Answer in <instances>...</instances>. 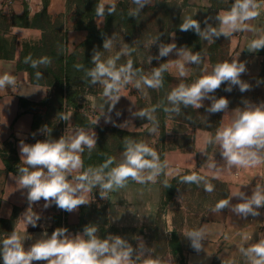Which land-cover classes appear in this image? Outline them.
Returning a JSON list of instances; mask_svg holds the SVG:
<instances>
[{
  "label": "crops",
  "instance_id": "crops-1",
  "mask_svg": "<svg viewBox=\"0 0 264 264\" xmlns=\"http://www.w3.org/2000/svg\"><path fill=\"white\" fill-rule=\"evenodd\" d=\"M7 1L0 0V13L6 17L9 24L8 30L3 32L2 37L4 39L14 38L17 46L14 58L0 59V75L9 74L14 77L12 86L0 88V148L6 141L14 139V147L20 161L19 142L21 140L25 143H35L37 140L45 138L56 139L62 134L70 135L77 128L82 127L73 125V111L65 109L63 116H67L68 119H63L62 127L56 133L53 127L59 118L56 105L52 102L54 100V86L33 84L30 74L26 70L18 71L16 67L22 44L24 42H38L42 38L43 32L38 28L14 25L12 18L27 12L29 20H31L43 10V0H11V4ZM124 1L131 0H100L99 3H103L107 8L113 2L116 6ZM156 1L149 0L147 5L153 6ZM175 1L180 5L185 2L180 15L181 20L185 19L184 16L194 18L200 22L201 28H204L205 23L214 26L217 14L226 12V10H220L216 13L209 0ZM255 4V10L258 14L245 22L247 27L217 38V50L219 52L224 49L228 61L238 59L246 63V71L241 75H251L258 72L259 63L256 60L262 48L256 51L251 49L249 45L253 39L264 37V0H255ZM48 14L52 20L61 19L64 31H66L68 52H74L84 42L87 33L76 27L78 17L74 16L72 11L67 12V0H50ZM141 20L138 19V22ZM199 38L200 49L193 50V52H199L201 62L186 65L187 74L181 76L177 67L179 58L173 51L165 57L170 76L179 79L191 78L195 82L212 70L209 48L214 43L215 38L211 41L205 40L203 37ZM117 39L120 42H125L124 32H118ZM173 39L175 40V35L174 37L170 36L168 43L173 42ZM159 44L156 43L153 50H148V58L158 55ZM138 51L135 55L137 61L132 62L133 68L139 69L140 67L148 75L149 71L156 67L159 60L153 59L150 64L142 62ZM212 53L213 55L216 54L215 51ZM146 55L144 53V59L148 61V58H145ZM107 58L106 56L103 60ZM121 59L125 61L122 62ZM129 59H131L130 53L127 56L121 55L120 60L116 61L117 66L126 64ZM103 87L102 84L98 86L101 89ZM119 95H121L119 101L109 111L111 101L103 93L85 91L79 99L80 112L83 110L92 111L93 114L89 119L98 126L117 127L133 133L146 131L148 127L151 128L152 124L150 123L138 124L137 116L134 115L137 112L135 97L122 90ZM44 101H47V105L36 106L31 109V104ZM127 103L131 105L130 109L127 108ZM209 103L210 101L204 100V106L201 108L206 107ZM232 110L228 108L221 112L219 127L231 121L234 114ZM34 121L37 122L35 128ZM168 124H172V126H167ZM42 126H46V132L41 131ZM93 130L97 136V131ZM213 133L209 128L183 122L177 123L168 118L163 144L161 142L159 145L155 142L151 144L150 141L148 144L146 143L157 152L159 157H162V162L160 158L159 162L163 165L165 182H171L186 171L196 172L199 176L224 185L227 198H230L231 193L236 190L251 195V191L257 183L264 185V161L252 166L226 167L220 154L219 144L211 142L214 141L215 137ZM20 164L25 166L22 161ZM81 171L82 167L73 170L69 174V179L80 174ZM146 174L147 170L145 171ZM87 198L89 200L87 205H79L77 209L71 212L57 208L54 204L45 209L42 198L32 204L33 210L41 214L40 221L36 227L27 226L23 216H21L28 207L27 189L22 188L18 183V175L6 171L0 156V240L15 230L24 238L25 247H28L41 238L43 232L51 234L57 227H66L72 234L82 231L83 228L74 231L70 230V227H78L83 219V227L89 223L96 224L98 228L96 234L100 238H104L108 234L120 235L127 239L134 249L142 240L145 249H148L145 252L146 257L157 259L158 255H166V253L172 255L169 248L173 231L170 211L166 216L167 219L159 218L162 201L159 174L154 181L139 183L133 180L123 187L107 190L101 202L95 200L92 190ZM238 202H240L239 197H231L230 205ZM101 203H105V209L101 208ZM213 208L208 209L207 217L201 220L196 227L206 226L209 230L206 238L202 241V248L199 251L194 248L187 251L185 244L180 241L182 248L181 264H250V260L240 249L242 246L246 248L258 242L260 238H264V206L259 209L260 215H248L247 217L238 216L231 211L230 207H225L219 211H213ZM161 212H165V209ZM14 214L15 218L12 221ZM160 220H163V223H160ZM33 264H44V262L34 261Z\"/></svg>",
  "mask_w": 264,
  "mask_h": 264
},
{
  "label": "clouds",
  "instance_id": "clouds-1",
  "mask_svg": "<svg viewBox=\"0 0 264 264\" xmlns=\"http://www.w3.org/2000/svg\"><path fill=\"white\" fill-rule=\"evenodd\" d=\"M133 3L136 7L131 10V16L137 15L149 3V0H133ZM115 7L114 2L107 9L103 3H98L95 9L96 15L102 17L106 10L111 14L115 11ZM255 9V0H233L228 11L217 14L216 20L219 21V27L205 23L204 28H201L200 22L187 17L179 25V29L192 30L199 37L211 41L213 38L227 36L231 32L247 27L245 22L258 14ZM174 35V33L169 34L171 37ZM117 42L115 33L105 36L102 49H112ZM249 47L256 51L264 48V37L253 39ZM132 50L129 44L122 42L114 57L101 60V51L93 49L91 56L93 67L85 70L91 83L99 82L104 86L103 95L111 101L109 111L119 101L120 89L127 84H133L137 89L141 87V84L151 88L162 86V73L167 70V63H160L159 66L153 67L148 75H140L139 78H137L139 69L133 68L131 59L126 64L117 66L116 61L120 56H127ZM173 51L179 58L177 67L181 76L187 74L186 65L201 62L199 52H193L187 46L177 47L174 39L170 43L161 42L158 46V55L149 56L147 62L150 64L153 59L167 57ZM47 62V58L33 60L31 66L35 68L37 64ZM76 67L81 68L83 65H76ZM245 71L246 63L238 59L217 63L210 72L195 82L179 83L168 94L167 99L171 107H166L165 111L179 113L181 105L199 109L204 106V100L210 101L205 108L206 112L225 111L229 105L228 98L216 97L214 90L222 83L225 84L226 92H231L233 86H238L240 92L249 90L251 85L241 79V74ZM41 75L42 73L36 72L38 78ZM13 83V76L0 75V88L12 86ZM232 111L234 114L231 121L217 129L214 141L211 142L219 144L220 154L226 167L252 166L261 163L264 161V101L253 103L244 100L243 107H237ZM134 115L152 120V127L148 131L150 133L157 131L158 122L148 112L140 110ZM62 119L67 120L68 117L63 116ZM41 131L46 132V126H42ZM96 139L93 128L87 130L77 128L72 134H62L56 139L45 138L35 143H25L23 140L19 142L20 161L25 166L18 169V183L22 188L27 189L28 201V207L21 216L27 226L36 227L40 221L41 214L33 210L32 204L42 198L45 209L54 204L57 208L71 212L79 205L89 203L87 196L97 185L105 190L99 193V196L103 198L107 190L123 187L129 177L139 183L156 179L162 167L157 152L145 142L131 139L125 142L123 159L117 166L107 172H105L107 163L98 167L90 166L69 179V174L73 170L82 167L80 154L85 147L90 151L96 146ZM108 163H111V160ZM182 179L185 182L199 183L205 178L192 173L185 175ZM204 186L208 192L213 190V185L206 181ZM231 197H239L240 202L230 205ZM231 197L218 201L213 211L230 207L231 211L238 216H258L260 207L264 206V185L257 183L251 195L236 190L231 193ZM97 231L98 228L94 223L85 225L82 231L75 234L70 233L66 227H57L51 234L43 232L41 238L25 247L24 238L12 230L10 235L0 240V264H33L34 261H43L44 264H138V262L139 264H161L159 259L146 257L145 252L148 249H145L142 240L134 249L132 244L120 235L108 234L100 238L96 234ZM208 231L206 226L187 231L186 238L190 241L191 247L199 251ZM240 250L248 257L250 264H264V238H260L258 242L246 248L242 246Z\"/></svg>",
  "mask_w": 264,
  "mask_h": 264
},
{
  "label": "trees",
  "instance_id": "trees-1",
  "mask_svg": "<svg viewBox=\"0 0 264 264\" xmlns=\"http://www.w3.org/2000/svg\"><path fill=\"white\" fill-rule=\"evenodd\" d=\"M50 0H43V10L36 14L31 20H29L28 13L25 12L21 16H15L12 18V23L20 27L27 28H38L42 30V38L38 42H24L22 44L21 51L16 61V67L18 71L26 70L31 77V82L36 85L48 84L54 86V94L52 101L56 105V111L58 113V122L54 124V130L57 133L63 122V115L65 109L73 111V125L82 128H93L97 131L96 146L90 151L85 147L81 153L82 159V171L88 167H98L102 164L107 163L108 166L105 168V172L111 168L117 166L123 159V153L125 151V142L127 140L143 141L148 137L149 132H128L117 127H103L95 125L87 115L80 112L81 105L79 99L81 94L85 91L94 93H103V88H98L99 82L93 84L90 82V77L86 75V69L93 67L91 56L93 49H102V41L105 36H110L114 31L124 32L125 43L129 44L130 48L133 49L130 52L132 62H136V51L142 50L137 49V45L141 42V31L144 30L143 17H149L150 14L155 15L156 13L161 16V32L156 43H168L169 34H175V43L177 47L187 46L191 51L200 49V38L192 30L181 31L179 25L183 22L180 15L185 2L181 5L175 0H157L153 6L146 5L137 15L131 16L130 12L136 7L131 1H124L116 5L115 11L111 14L105 11L102 17L96 15V5L100 0H67V12L72 11L73 15L78 17L76 27L79 30L85 31L86 38L72 53L68 52L66 31H64V25L60 18L52 20L48 14V5ZM212 5V9L217 13L220 10L228 11L231 8L233 0H209ZM107 9V8H106ZM138 19H142L138 22ZM214 26L219 27V21H214ZM9 28L6 17L0 13V59H12L14 58L15 49L17 46L14 38L4 39L2 37L3 32H6ZM153 37H148L152 39ZM136 40V42H135ZM217 38L209 48L210 61L214 66L221 62L218 47ZM216 52L213 55L212 52ZM30 58V59H29ZM47 58V63H39L35 68L31 66L33 60H41ZM120 60V58L118 59ZM117 60V61H118ZM124 62V59H121ZM160 63H166L165 57H161L158 61ZM76 65H83L81 68H77ZM138 69V68H137ZM36 72L42 73L38 78ZM138 76L146 75L145 71L139 67ZM241 79L248 82L251 87L245 92H240L238 86H233L231 92L224 91L225 84H221L219 88L214 90L216 97L224 96L229 100V109H235L237 107H243V101L248 100L253 103H259L264 101V98H257L255 90L259 88V85L264 84V73H261L255 78L247 76H241ZM258 80L260 84L253 86L250 83L251 80ZM162 86L158 88H150V92L153 94V100L150 101L147 106L146 102L142 99L137 100L138 108L145 110L146 112L157 111V119L155 121L159 124V141L164 142V132L166 128V121L168 118L172 119L177 123L193 124L194 126H201L209 128L215 135L216 130L220 125L221 112L209 113L206 112L205 108L195 109L192 106L184 107L180 106V112H166V107H171L170 102L167 99L166 93L169 94L179 83L185 84L193 83L191 78L179 79L169 75L168 71L162 73ZM130 84L125 85L120 91L129 89ZM254 90L252 91L250 90ZM128 94L133 95L132 91ZM47 105V101L31 104V109L36 106ZM154 109V110H153ZM198 115V116H197ZM139 117V116H137ZM138 124L142 125L145 123L153 124L151 120L146 117L142 119L137 118ZM149 124V126H150ZM37 126V122L34 121V128ZM163 144V143H162ZM0 156L5 164L6 171L12 172L18 175V169L22 166L17 157V153L14 147V139L6 141L2 148H0ZM162 162V157L160 156ZM111 160V163L108 161ZM162 165V164H161ZM191 171H186L184 174L174 178L171 182H165L163 165L159 172V178L161 181L162 190V201L161 206L164 208L166 200V192L168 191V198L172 197L173 192L177 185L185 183L182 179L185 175H190ZM197 174V173H196ZM133 179L129 177L127 183L132 182ZM126 183V184H127ZM192 183V182H189ZM224 186V185H223ZM225 189V186H224ZM94 198L97 202H101L102 198L99 193L103 192L99 186H95L92 189ZM223 199L227 198L226 189L223 191ZM105 203H101V208L105 209ZM15 218V214L12 217V221ZM83 228V219L78 227H70V230H80ZM170 253L173 256H179L182 253L180 245V236L173 230L171 233V239L169 242Z\"/></svg>",
  "mask_w": 264,
  "mask_h": 264
},
{
  "label": "rangeland",
  "instance_id": "rangeland-1",
  "mask_svg": "<svg viewBox=\"0 0 264 264\" xmlns=\"http://www.w3.org/2000/svg\"><path fill=\"white\" fill-rule=\"evenodd\" d=\"M186 18V16H184ZM144 24V30L141 31V34L139 36L141 37V42L139 45H137L138 48H142V50H139V55H141L140 60L142 62H147L146 59H144V53L146 55L145 58H148V50H153L156 42L154 43V39L159 37V34L161 32V16L160 14L156 13L155 15L150 14L149 17L145 16L143 17ZM113 33L116 34V37L118 35L117 31H114ZM148 37H153L152 39L148 40ZM118 41V39H117ZM136 42V40H135ZM120 41L117 42V44L109 50L101 49V60H103L106 56L114 57L116 53L119 51L120 47ZM157 44H159L157 42ZM158 51V49H157ZM137 52V51H136ZM219 56L221 59V62L228 61L227 53L224 51V49H221L219 51ZM145 60V61H144ZM258 65V72L252 73L251 75H241V76H247L250 78H255L261 73H264V48L260 50L258 53L257 58ZM149 71V70H148ZM151 71H149L150 73ZM137 78L139 76L137 75ZM252 87L258 86L260 84V81L252 79L251 82ZM132 91L133 95L130 94V96H134L136 99V110L137 112L142 110L138 108L137 100L142 99L146 102L147 106L149 105L150 101L153 100V94L150 92V88L146 85L141 84V87L139 89L135 88L133 84H130L129 89L126 90V92ZM252 93L255 92V95L257 98H264V84L259 85V88H257L255 91L252 89L250 90ZM254 91V92H253ZM166 96L168 94L166 93ZM131 104V103H130ZM128 106L127 108H131V105L128 103L126 104ZM149 114L157 119V111H150ZM138 119H142L144 117H137ZM168 120V119H167ZM152 121V120H151ZM167 126H172V124H168ZM152 127V126H151ZM144 129V128H143ZM159 124H157V131L150 133L148 137L145 139V143H156L159 145ZM154 139V141H153ZM205 178V177H204ZM205 181L213 185V190L211 192H208L205 190ZM223 191H225L224 186L221 183L214 182L211 179L205 178L204 180L200 181L199 183H189L185 182L183 184H179L176 186L172 197L168 198L170 196L168 194V191L166 192V201L164 208L160 205V219H167L168 217V211L171 213V220H172V227L173 230H175L179 236L180 241H182L184 246H186V250L189 251L192 247L190 245V241L186 238L187 231L191 229H196L198 223L205 219L207 217V211L208 209L215 207L216 203L223 199ZM165 209V212H161ZM165 216V218H164ZM162 220V221H163ZM160 220V223H163ZM163 253V252H162ZM161 257V258H160ZM157 259L160 260L161 264H181L182 263V256H172L168 253L166 255H158Z\"/></svg>",
  "mask_w": 264,
  "mask_h": 264
},
{
  "label": "built area",
  "instance_id": "built-area-1",
  "mask_svg": "<svg viewBox=\"0 0 264 264\" xmlns=\"http://www.w3.org/2000/svg\"><path fill=\"white\" fill-rule=\"evenodd\" d=\"M7 2H8L9 4H11L12 1H11V0H8ZM82 113H84L85 115H87L89 118H90V116L93 114L92 111H89V112H88V111H85V110H83Z\"/></svg>",
  "mask_w": 264,
  "mask_h": 264
}]
</instances>
